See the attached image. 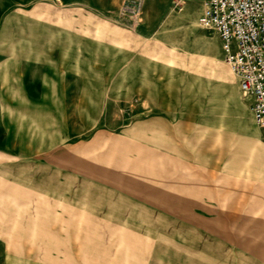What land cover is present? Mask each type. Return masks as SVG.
Masks as SVG:
<instances>
[{"label": "rangeland", "instance_id": "374dc122", "mask_svg": "<svg viewBox=\"0 0 264 264\" xmlns=\"http://www.w3.org/2000/svg\"><path fill=\"white\" fill-rule=\"evenodd\" d=\"M200 6L0 0V264H264V130Z\"/></svg>", "mask_w": 264, "mask_h": 264}, {"label": "built area", "instance_id": "2783aa9c", "mask_svg": "<svg viewBox=\"0 0 264 264\" xmlns=\"http://www.w3.org/2000/svg\"><path fill=\"white\" fill-rule=\"evenodd\" d=\"M199 22L219 33L223 56L264 130V0H204Z\"/></svg>", "mask_w": 264, "mask_h": 264}, {"label": "crops", "instance_id": "0c3cea01", "mask_svg": "<svg viewBox=\"0 0 264 264\" xmlns=\"http://www.w3.org/2000/svg\"><path fill=\"white\" fill-rule=\"evenodd\" d=\"M198 1H200L201 2V9H200V13H201V11H202V7H203V1L204 0H198ZM44 3H46L45 1H44ZM199 13V14H200ZM73 19V18H72ZM70 20V19H69ZM89 36L90 35H87V33H86V36H85V39H84V41H83V43L80 45V46H83V49H85V51H87L89 48H90V44H91V40H90V38H89ZM222 49V46H221V40H220V50ZM223 50H221V52H222ZM155 119H159V117L158 116H156L155 117Z\"/></svg>", "mask_w": 264, "mask_h": 264}]
</instances>
